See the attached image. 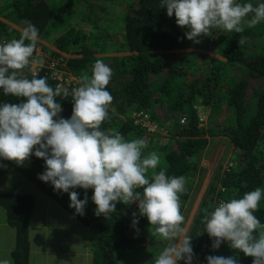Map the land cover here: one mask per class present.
I'll return each instance as SVG.
<instances>
[{"label":"trees","instance_id":"16d2710c","mask_svg":"<svg viewBox=\"0 0 264 264\" xmlns=\"http://www.w3.org/2000/svg\"><path fill=\"white\" fill-rule=\"evenodd\" d=\"M250 2L255 5L257 0ZM116 9L121 12L113 20ZM24 21L39 29L36 49L41 47L50 61H59V69L81 82L91 77L97 59L110 66L113 75L107 90L113 102L110 119L101 130L119 132L126 140L143 138L144 154L154 151L160 157L156 172L164 169L168 176L185 177L181 211L209 139L229 138L235 149L230 166L222 173L218 170L207 186L188 236L193 258L199 257L201 264L210 255L233 256L239 264H252V257L227 242L214 250L213 238L204 232V217L218 203L264 187V22L249 27L245 21L240 33L213 29L212 35L198 37L196 44L185 38L188 29L179 27L174 15L167 16L160 0H0V43L19 39ZM111 24L113 31L117 25L116 33ZM208 50L211 59L205 53ZM225 68L232 72L226 73ZM24 73L31 78L30 65ZM36 74L48 77L49 85L56 87L51 69L42 67ZM251 82L257 84L247 97ZM75 87L69 86V93ZM57 99L63 109L60 117L70 118L71 94ZM198 100L214 106L215 112L223 104L231 105L233 111L227 113L231 124L220 130L199 126ZM20 102L0 91V103ZM247 111L254 113L248 116ZM136 116L148 119L169 137L159 136L157 130L149 132V127L136 122ZM182 119L184 124H180ZM3 161L0 227L8 225L9 234L16 231L15 247L9 251L13 264H60L62 260L68 264H154L156 248L167 244L151 235L152 226L139 215L137 203L117 202L109 217L97 216L93 190L88 189L84 214L76 215L67 193L55 192L38 179L45 170L42 159L30 156L20 164ZM73 190L84 198L85 190ZM134 213L139 221L135 226ZM254 214L264 223V200Z\"/></svg>","mask_w":264,"mask_h":264},{"label":"clouds","instance_id":"9594fccd","mask_svg":"<svg viewBox=\"0 0 264 264\" xmlns=\"http://www.w3.org/2000/svg\"><path fill=\"white\" fill-rule=\"evenodd\" d=\"M160 5L168 17L175 16L179 27L188 29L185 38L196 44L200 43L198 37L212 35L213 29L240 33L245 21L249 27L264 22V0L255 5L250 0H160ZM24 25L19 39L0 43V91L21 100L0 103V159L17 164L30 156L42 159L45 170L38 179L55 192L67 193L69 207L76 215L84 214L88 189L93 190L91 200L97 216L109 217L117 202L137 203L139 215L152 226L151 235L168 242L154 264H179L181 260L193 264L191 237L182 227L185 217L180 195L185 191V177L168 176L164 169L156 172L160 157L154 151L144 154L147 144L143 138L126 140L119 132L101 130L110 119L113 102L107 90L113 75L110 66L97 59L91 77H84L71 93L62 84L50 86L46 76L33 72L27 78L24 69L36 63L33 54L39 29L31 21H24ZM69 94L72 115L65 119L59 115L63 109L57 98ZM205 107L215 111L214 106ZM226 109L227 113L233 111L231 105ZM225 124H231V118ZM77 188L85 190L83 199L79 192L70 191ZM262 200L264 187H257L241 198L218 203L207 213L204 232L213 238L212 248L219 249L227 242L230 248L252 257V264H264V223L254 214ZM135 216L133 226L139 223ZM0 264L7 262L0 260ZM206 264H239V260L210 255Z\"/></svg>","mask_w":264,"mask_h":264},{"label":"rangeland","instance_id":"374dc122","mask_svg":"<svg viewBox=\"0 0 264 264\" xmlns=\"http://www.w3.org/2000/svg\"><path fill=\"white\" fill-rule=\"evenodd\" d=\"M118 12H121V10L119 11L118 9H116L112 17L113 20H115V18L117 19L118 16L120 15V13ZM113 25L114 24L110 25L112 31H113ZM116 29H117V25L113 32L116 33ZM205 53L208 55L209 59L213 57V54L210 53L209 51L208 53L207 52ZM34 57L36 59V63L30 64V69L34 73H37L38 70L42 67L49 68L52 70V78L53 80L57 81V84H62L66 88H68L71 85H74L76 87L80 86L81 80L78 79L77 77L71 76L68 72L59 69L58 68L59 63L57 61H53L52 59L50 61L49 60V58H51L50 55L46 54L41 49V47H37L34 53ZM46 60H48L49 62L47 63ZM202 61L203 60H201L200 63ZM228 71L232 72V69L225 68V72L228 73ZM198 73L202 74L201 72ZM256 84H257L256 82L254 83L251 82L249 84L248 87L249 89L246 91L247 97L251 95L253 91V89L251 90V88L252 86L255 87ZM248 104L251 105V102L249 101ZM195 109L199 117V121L201 122V125L203 127H208L211 129L213 128L219 129L227 121L228 110L226 109L225 104L221 106L220 111L215 112L213 110H210V108L205 107L202 101L199 100L195 105ZM253 113L254 111H247L248 116H252ZM135 120L136 122H141L142 126L149 127V132H153L157 130V126L155 124H151L149 120L146 121L138 116L135 117ZM157 131L158 132L156 133L159 136L169 137V135L166 134L165 130L161 131L158 129ZM219 136L223 140L220 137H214L209 139V146L203 151L201 155L200 163L196 173L197 174L195 178L196 180L190 192L188 203L184 206L183 210L181 211L182 215L185 217L182 227L185 229L186 235L189 234L190 225L198 211L202 199L205 196L207 186L212 181L213 177L217 174L216 172L218 170H221L222 173L230 166V161H231L230 159L232 155L235 153V149L232 148V145L229 142V138L228 137L224 138L221 135ZM5 165L6 164L3 161V159H0V177L5 173V169H6ZM7 227L5 226L0 227V260L6 261L7 264H13L10 258V252L15 247L16 231L15 229H13L14 233L12 232V234H9L8 233L9 226L7 225ZM167 244L161 246L160 248H156L157 249L156 256L163 249V247L167 246ZM60 264H68V262L67 260H62Z\"/></svg>","mask_w":264,"mask_h":264},{"label":"built area","instance_id":"2783aa9c","mask_svg":"<svg viewBox=\"0 0 264 264\" xmlns=\"http://www.w3.org/2000/svg\"><path fill=\"white\" fill-rule=\"evenodd\" d=\"M142 119V118H141ZM144 120H148V119H144ZM151 123V122H150ZM193 264H201L200 263V258L199 257H196V258H193ZM202 264H204V263H202Z\"/></svg>","mask_w":264,"mask_h":264}]
</instances>
